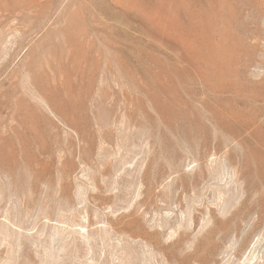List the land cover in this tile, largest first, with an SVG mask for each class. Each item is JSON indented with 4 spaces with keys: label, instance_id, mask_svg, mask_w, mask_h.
<instances>
[{
    "label": "rangeland",
    "instance_id": "obj_1",
    "mask_svg": "<svg viewBox=\"0 0 264 264\" xmlns=\"http://www.w3.org/2000/svg\"><path fill=\"white\" fill-rule=\"evenodd\" d=\"M249 261L264 0H0V264Z\"/></svg>",
    "mask_w": 264,
    "mask_h": 264
},
{
    "label": "bare ground",
    "instance_id": "obj_2",
    "mask_svg": "<svg viewBox=\"0 0 264 264\" xmlns=\"http://www.w3.org/2000/svg\"><path fill=\"white\" fill-rule=\"evenodd\" d=\"M238 198H239V197H238ZM7 226H8V225H6V227H7ZM8 228H9V227H8ZM1 230H5L4 233L6 232V229H4V228L1 229ZM58 232H59V231H58ZM2 233H3V231H2ZM7 234H8V232H7ZM3 235H4V234H3ZM51 235H53V234H51ZM54 236H55V235H54ZM5 237H6V236H5ZM6 238H7V237H6ZM3 239H4V237H3ZM5 240H7V239H5ZM5 240H4V241H5ZM257 240H258V239H257ZM36 241H37V240H36ZM35 244H36V243H35ZM255 244H256V243H255ZM258 244H259V243H258ZM253 245H254V244H253ZM260 245H261V244H260ZM252 247H253V246H252ZM253 251H254V250H253ZM248 255H249V254H248ZM253 258H254V257H253ZM244 260H245V258H244ZM260 261H261V260H260ZM243 262H244V261H243ZM239 263H240V262H239ZM248 264H250V261L248 262Z\"/></svg>",
    "mask_w": 264,
    "mask_h": 264
}]
</instances>
